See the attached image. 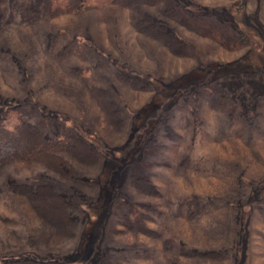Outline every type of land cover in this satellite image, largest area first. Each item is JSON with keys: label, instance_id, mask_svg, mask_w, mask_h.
Returning a JSON list of instances; mask_svg holds the SVG:
<instances>
[{"label": "rangeland", "instance_id": "obj_1", "mask_svg": "<svg viewBox=\"0 0 264 264\" xmlns=\"http://www.w3.org/2000/svg\"><path fill=\"white\" fill-rule=\"evenodd\" d=\"M18 121L92 157L0 162V262L264 264V0H0V126ZM12 183L60 194L64 229Z\"/></svg>", "mask_w": 264, "mask_h": 264}, {"label": "trees", "instance_id": "obj_2", "mask_svg": "<svg viewBox=\"0 0 264 264\" xmlns=\"http://www.w3.org/2000/svg\"><path fill=\"white\" fill-rule=\"evenodd\" d=\"M121 5L128 6L134 4L142 5H153L157 0H118ZM24 13V12H22ZM138 28L142 30L145 34L157 38L159 40L165 41V32L162 31L157 25L150 22L149 19L142 16L135 20ZM136 26V25H135ZM137 27V26H136ZM168 36V35H167ZM170 47L173 44L170 43ZM6 137L10 140L17 142L20 148H16L10 144L6 145ZM14 143V144H15ZM3 144L5 146L3 147ZM64 148L66 150H74L72 154H76V149L82 155L78 154L82 161L89 160L92 156L90 155L89 148L81 140L74 141L72 144H64V140H53L46 138L42 135L39 129L25 121L15 122L13 127L4 128L0 126V162L4 160L12 159L14 161H24L27 158H33L44 163L50 169H53L60 175H64V165L67 166L68 163L64 160ZM69 167V166H67ZM132 183L137 186L138 191H143L148 195L157 194L154 192V186L149 182L147 178H134ZM11 188L13 192L20 193L26 197L28 206L30 210L37 213L39 216L46 220L48 227L51 230L64 229V221L66 220V211L64 208V200L60 194L53 191L48 185H39L35 189L25 187L22 184L12 183ZM161 195V192H158ZM149 204H146L148 207ZM120 217L123 219V223L136 224L138 227V233L145 235H152V230H149L143 225L146 216L142 213L136 211L133 206L129 204H123L118 210ZM126 212V213H125ZM135 217V221L131 222L130 217ZM8 221L0 215V222ZM57 223V224H55ZM71 227V223H69ZM57 231V230H56ZM0 264H62L54 261H35L30 259L22 260H10L0 262Z\"/></svg>", "mask_w": 264, "mask_h": 264}]
</instances>
